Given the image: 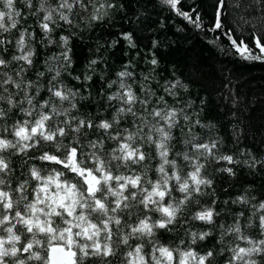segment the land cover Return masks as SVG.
<instances>
[{
    "label": "clouds",
    "instance_id": "obj_1",
    "mask_svg": "<svg viewBox=\"0 0 264 264\" xmlns=\"http://www.w3.org/2000/svg\"><path fill=\"white\" fill-rule=\"evenodd\" d=\"M199 8L0 0V264H264V94Z\"/></svg>",
    "mask_w": 264,
    "mask_h": 264
},
{
    "label": "trees",
    "instance_id": "obj_2",
    "mask_svg": "<svg viewBox=\"0 0 264 264\" xmlns=\"http://www.w3.org/2000/svg\"><path fill=\"white\" fill-rule=\"evenodd\" d=\"M240 2L244 4L249 3L250 0H240ZM198 3L200 4L198 11L200 12L201 19L204 21V33L203 38L200 35L196 36L193 45L190 46V51L198 57L201 63L212 69L221 87L227 83L225 75H231L235 78L237 74H242L244 84L247 86L246 90L249 93L264 94V61L249 62L241 60L239 54L231 47L230 41H228L222 32L217 31L214 33L209 31V28L213 27L212 17L214 13L210 7L212 0H203V2L198 0ZM260 11L259 6L253 5L246 10L245 14H250L249 19H255L260 15ZM236 14L235 9L231 10V14L227 11L225 13L232 22L233 28L236 29L233 33L234 38L240 36L241 32L244 31L232 20V16ZM225 30L232 31V29L227 28V25H225ZM217 36H219L218 45H212L207 42L209 39L213 40ZM221 48H223V52L220 51ZM229 52L232 54L229 55Z\"/></svg>",
    "mask_w": 264,
    "mask_h": 264
},
{
    "label": "snow or ice",
    "instance_id": "obj_3",
    "mask_svg": "<svg viewBox=\"0 0 264 264\" xmlns=\"http://www.w3.org/2000/svg\"><path fill=\"white\" fill-rule=\"evenodd\" d=\"M203 2V0H201ZM257 5L260 7V15L255 19H249V15L245 12L249 7ZM210 7L213 10L212 24L209 28L210 32H222L231 43V47L235 49L238 54L264 56V0H250L249 3L242 4L240 0H212ZM236 10V15L232 16V20L244 31L240 36L234 38L233 33L236 31L233 28L232 22L225 15L226 11L231 14V10ZM225 25L232 31L225 30ZM247 27L245 28V26ZM246 32V34H245ZM219 39L217 36L213 41Z\"/></svg>",
    "mask_w": 264,
    "mask_h": 264
}]
</instances>
